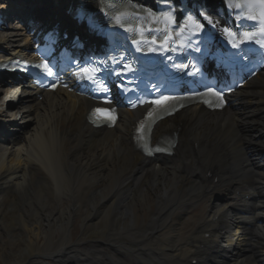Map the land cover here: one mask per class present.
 <instances>
[{
    "label": "bare ground",
    "instance_id": "obj_1",
    "mask_svg": "<svg viewBox=\"0 0 264 264\" xmlns=\"http://www.w3.org/2000/svg\"><path fill=\"white\" fill-rule=\"evenodd\" d=\"M26 1L20 9L30 7L23 16L35 30H75L62 22L76 0ZM15 20L0 26V59L32 49L29 21ZM10 81L0 83V128L22 133H0V262L264 264V72L220 113L192 106L157 124L153 140L170 136L174 148L154 158L132 143L140 113L94 129L86 98L21 93L25 85ZM17 100L28 106L6 113ZM74 217L81 233L73 242Z\"/></svg>",
    "mask_w": 264,
    "mask_h": 264
},
{
    "label": "snow or ice",
    "instance_id": "obj_2",
    "mask_svg": "<svg viewBox=\"0 0 264 264\" xmlns=\"http://www.w3.org/2000/svg\"><path fill=\"white\" fill-rule=\"evenodd\" d=\"M113 2H116V0H113ZM119 2L121 4H125L128 2V0H119ZM257 4L260 8L258 13L253 11ZM225 7H228L227 3ZM245 7L248 9L246 13L241 14L239 12H236L237 9ZM177 10L178 9L172 6L171 0H162L161 7L158 10H150L144 7H141L140 9H131L133 13L143 12L148 18L155 17V20H153V25L163 22L166 25V27H164L163 29L156 28L155 26L147 29L148 33L162 32L163 34L161 36H157L155 34H150L146 36L145 29L141 24L129 26L127 12H124L122 15H115L113 17H110L109 31L106 33V35H108L112 41L111 50L113 52H116L119 49L124 48V45L120 42L119 33L116 29H122L124 32L136 34L131 37V41L135 47L136 52H151L156 54H164L168 52H176L178 54H182L180 50L185 47H189L195 52H200V45L204 44L206 46L208 40L211 39L212 33L210 31L203 32L205 25L194 18L197 15L203 17V19L206 20L207 24L211 26V29H216L218 31L221 30L219 13L210 15L207 13V9L204 7H201L198 13L193 12L189 9H185L184 11L186 15L183 17V19L189 21L190 24L181 26V24L175 20V12ZM231 10L233 12H236V16L238 17L237 22L235 24V30H233L231 26L222 27V35L227 37V42L229 43L231 48L240 49L241 46L246 43H257V37L264 36V0H255V4H235ZM138 18L139 17L137 16V19ZM244 21H248L250 23L245 26ZM172 25H175V27L171 31H169L168 26ZM193 26L203 32V35L199 36V39L197 40L194 46L192 39L193 34L189 33L187 36L183 35L187 27ZM137 35L140 37V39H137ZM181 37H183V39L177 42L178 39ZM141 45H146V47H142ZM166 58L168 60L172 59L170 55L166 56ZM112 59L116 58L112 57ZM119 59L120 61H124V54L120 55ZM105 63L106 61L103 60L92 61L88 66L82 67V71L89 81L96 82L100 73L104 71ZM174 66L177 69L189 67V65L185 64H177ZM36 67L46 73L47 76L53 75L52 67L48 62H45L41 65H37ZM128 72L135 74L136 69L133 68L132 64L125 62L121 64V72L115 74L120 75ZM109 74L111 75L113 73L110 72ZM104 91L107 92L108 89L104 88ZM212 94L219 99L220 104L222 105V93L213 91ZM168 99V97H165L163 100L153 101V103H166ZM95 111L100 112L101 110L96 109ZM149 115L151 116L152 114L149 113ZM109 118L114 119V117L111 116Z\"/></svg>",
    "mask_w": 264,
    "mask_h": 264
},
{
    "label": "rangeland",
    "instance_id": "obj_3",
    "mask_svg": "<svg viewBox=\"0 0 264 264\" xmlns=\"http://www.w3.org/2000/svg\"><path fill=\"white\" fill-rule=\"evenodd\" d=\"M80 233H81V220L77 217L76 218L74 217L72 219V224L70 226V238L72 239L73 242L79 238ZM57 238H58V232L53 233L52 239L56 240ZM39 245H41V242L39 243ZM22 248H23L22 250L26 249L25 247H22ZM24 252H27V251L25 250ZM28 259H29L28 264H54L53 261H51L50 259L35 258L33 257V255L29 257ZM0 264H3V263L0 262Z\"/></svg>",
    "mask_w": 264,
    "mask_h": 264
}]
</instances>
